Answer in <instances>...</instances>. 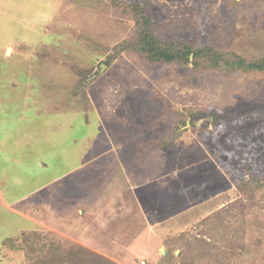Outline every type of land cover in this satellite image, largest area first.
<instances>
[{
	"label": "rangeland",
	"instance_id": "rangeland-1",
	"mask_svg": "<svg viewBox=\"0 0 264 264\" xmlns=\"http://www.w3.org/2000/svg\"><path fill=\"white\" fill-rule=\"evenodd\" d=\"M127 1L166 42L264 58V0ZM134 34L113 0H0V264L52 244L116 264H264V188H239L264 178V72L117 54ZM56 170L80 228L12 238L27 223L10 208L54 198Z\"/></svg>",
	"mask_w": 264,
	"mask_h": 264
},
{
	"label": "trees",
	"instance_id": "trees-1",
	"mask_svg": "<svg viewBox=\"0 0 264 264\" xmlns=\"http://www.w3.org/2000/svg\"><path fill=\"white\" fill-rule=\"evenodd\" d=\"M113 5L123 15L131 16L135 22L134 36L116 47L117 54L136 52L145 56L151 64L184 66L192 63L195 68L208 67L231 71L264 72V58L248 59L235 52L219 51L212 46L193 48L182 42H166L154 32L153 20L144 4L127 0H113ZM109 63L107 62V64ZM74 95L76 98L83 99L87 109L89 98L84 81H78ZM239 188L242 191L256 193L264 188V178L253 176L244 179ZM13 243V239L8 238L4 245H12L14 250H18L17 247L13 246ZM47 248V246H42L37 249L35 258L29 264H116L114 261L84 247L74 246L67 251L62 245L52 244L48 250ZM170 253L163 257L165 261L169 260ZM184 255V251H181L180 257L184 258Z\"/></svg>",
	"mask_w": 264,
	"mask_h": 264
},
{
	"label": "crops",
	"instance_id": "crops-1",
	"mask_svg": "<svg viewBox=\"0 0 264 264\" xmlns=\"http://www.w3.org/2000/svg\"><path fill=\"white\" fill-rule=\"evenodd\" d=\"M7 49H8V52H9V50L13 51V48L11 46H8ZM57 86H58V84H57ZM46 88H50V87L47 86ZM40 111H41V109H39L36 112V114L38 113L39 117L42 118ZM53 116H55V115H53ZM22 160H24L27 163H30V161H31L29 158L26 157V154L21 156V161ZM58 162H60V155L59 154H57L56 163H54L53 166L57 167ZM34 164H35V162H34ZM39 165H40V167H39L40 172L41 171L46 172L47 170L50 171L49 167H42L43 164H41V163H39ZM56 171H57V176H53L51 178V182L49 183V185L53 184L55 186V188H56V184H57L56 191H57V189H58V191L56 193L52 194V197H54V198H51L49 201L46 200L45 202L41 203V208H40V206L34 207V205L31 204L32 202H29L30 207L28 206L25 209L20 210V209H15L13 207L10 208V211L13 209L12 212L15 215H18V217L20 218V221L27 223L26 227L21 228L17 233H14L13 234L14 237H12V238L19 237V236L25 234V232H27V231H29V232L36 231V228H38L39 226L42 227L43 229H45L47 227L50 229V227H51L52 228V230L50 229L51 231H54L53 228H55L56 224H58V226H60V227L64 226L65 228H66V226H69L72 229H74L76 226H77V228H80L81 216L83 214H81L80 212H77L75 200H74V198L71 197V193H70L69 197L66 196L67 189H69L70 186L72 187V185L70 184L71 180H70V183H68L66 180L61 185L60 175H63V177H64V175H66L65 170L63 172H61L59 170H56ZM31 172L34 173L33 171H31ZM69 184H70V186H68ZM31 194L29 196V199L31 197H33V194L32 195ZM30 200H32V199H30ZM7 209H9V208L7 207ZM39 217H42V218L40 219ZM40 220L42 221V223ZM67 221L68 222L73 221L74 225H69ZM55 230H57V229H55ZM4 242L1 245L2 247L4 246ZM0 251H1V247H0Z\"/></svg>",
	"mask_w": 264,
	"mask_h": 264
}]
</instances>
